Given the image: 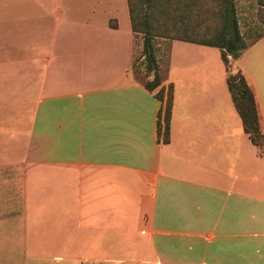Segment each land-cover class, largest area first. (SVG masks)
Wrapping results in <instances>:
<instances>
[{"label":"crops","instance_id":"1","mask_svg":"<svg viewBox=\"0 0 264 264\" xmlns=\"http://www.w3.org/2000/svg\"><path fill=\"white\" fill-rule=\"evenodd\" d=\"M85 1L44 6L53 21L26 14L10 29L0 187L24 237L61 262L264 264V149L228 84L179 68L171 40V141L160 143L164 104L135 78L144 43L128 0ZM238 72L264 133V36L234 60Z\"/></svg>","mask_w":264,"mask_h":264},{"label":"trees","instance_id":"2","mask_svg":"<svg viewBox=\"0 0 264 264\" xmlns=\"http://www.w3.org/2000/svg\"><path fill=\"white\" fill-rule=\"evenodd\" d=\"M239 1L128 0L132 29L136 34H143L144 36L143 58L146 75L148 77L154 76V79L147 81L144 86L164 104L157 120L160 143L169 144L171 141L173 87L170 86L168 91L162 87L163 77L155 40L161 37L217 48L221 50L222 59L228 67L230 56L239 59L244 51L264 36V29L256 36L248 39L242 33L236 6ZM257 1L259 5L258 20L264 26V0ZM213 10H217L214 14L218 16L219 23L214 30L215 32L208 33L213 30L203 27V21L207 19L204 16ZM172 17L174 24L171 23ZM184 21H199L198 23H202V25ZM227 84L233 103L241 117L244 131L256 146L264 149V133L260 127L253 90L241 72L228 76Z\"/></svg>","mask_w":264,"mask_h":264},{"label":"rangeland","instance_id":"3","mask_svg":"<svg viewBox=\"0 0 264 264\" xmlns=\"http://www.w3.org/2000/svg\"><path fill=\"white\" fill-rule=\"evenodd\" d=\"M64 0H0V67H3L0 70V78L3 77L4 82L3 86L0 87V100L5 101L8 99L10 93V87L5 84L6 72L8 63L11 61V55H8L10 32L14 25L13 21H23V18L26 14L28 15H36L38 17V21H53V18L46 14L44 10V6L53 7L58 6ZM67 7L70 3L75 2L76 0H67ZM87 1V0H86ZM85 1V2H86ZM90 3V2H89ZM91 4V3H90ZM91 6V5H90ZM237 6V16L240 21L242 33L248 39L249 37L256 36L260 33L264 26L259 23L258 20V10L259 5L257 0H240L236 4ZM84 7H87L84 5ZM217 10L209 11L208 14L204 16V18L209 19L207 21H203L205 28H209L208 33L215 32L214 30L218 26V19L214 13ZM104 14L101 12V15ZM45 17V18H44ZM11 21V22H9ZM174 18L172 17L171 23L174 24ZM184 22H195V21H184ZM199 21L195 22L198 23ZM202 22V21H201ZM202 25V23H198ZM207 27H206V26ZM138 37H141L144 43L143 34H138ZM156 48L157 55L159 59L160 71L161 75L164 77L167 73L168 65H169V56L171 50V40L165 38H157L156 40ZM175 53L178 54L179 57L177 66L179 68H187L192 69L195 68L197 70L207 69V71H203L197 75L199 79L210 80L211 78L214 81H222L227 86V75L226 69L228 72V76L232 75L233 67H234V58L230 56L229 61L230 64L226 67L222 55L221 50L210 48L201 45H191L185 42L176 41L174 42ZM201 51L206 52L205 58L198 57H184L180 53H184L185 51ZM182 55V56H180ZM144 58L142 59L141 53L136 54L135 60V69L134 74L135 78L145 84L149 80H153L146 75V68L144 66ZM1 69V68H0ZM224 72V76L222 73ZM1 85V84H0ZM228 87V86H227ZM3 129L0 128V132ZM7 133L0 137V141H6ZM0 158L3 160H7V155H0ZM5 162V161H3ZM6 186L0 187V264H107V262L101 257L99 260H90L86 261L88 258L84 256V261H76L72 259L71 261L61 262L57 260V254L59 251L56 250H48L44 248V244L40 242V240L36 242L31 241V236H28V240L24 237V219L23 216L19 218L12 217L10 215V208L8 207L7 197H4ZM10 216V217H9ZM13 228H16L17 231H14ZM20 230V231H19ZM37 231H40V228H37ZM38 235V234H37ZM84 251H80V254H84ZM94 254L103 255L102 251H87L85 254ZM106 254V253H105Z\"/></svg>","mask_w":264,"mask_h":264}]
</instances>
